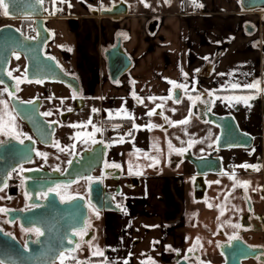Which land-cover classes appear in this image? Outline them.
Listing matches in <instances>:
<instances>
[{"label":"crops","instance_id":"obj_1","mask_svg":"<svg viewBox=\"0 0 264 264\" xmlns=\"http://www.w3.org/2000/svg\"><path fill=\"white\" fill-rule=\"evenodd\" d=\"M120 1L127 5L126 14L92 13L101 6L110 9ZM144 1L133 5L124 0H67L53 5L50 0V5H45V25L50 32L45 50L64 71L78 78L84 101V114L75 117L71 125H83L86 130L91 111L98 109L105 118L126 121L132 131L129 136L119 132V125L115 130L107 127L112 135L109 162L119 164L123 178L134 181L124 194L126 210L120 216H111L105 249H100L108 264H123L125 260L134 264L137 230L141 231L143 244L140 243L147 247L146 256L156 250L154 247L177 245L174 236L194 237V232L214 236L207 228L203 231L208 220L204 216L213 213L206 201L210 191L218 187V179L227 183L240 165L254 166L255 159L246 156L245 150L222 152L224 173L206 177L207 209L194 207V169L182 161V155L190 150L195 157L208 156L220 131L198 117L197 110L205 105L197 101L193 107L189 96L195 99L214 93L212 99H202L215 100V114L232 115L242 131L255 137L254 148H260L258 155L264 156V91L256 94L243 87L259 81L264 90V11H246L241 0H197L203 7H195L191 0H186L188 5L185 0H163V7L151 10ZM152 22L156 24L150 32ZM118 38L132 64L113 83L108 78L103 53ZM170 81L188 87L187 92L179 89V102L173 99L176 88ZM232 84L241 87L233 89ZM133 93L143 103H138ZM247 95L256 96L249 101L250 106L242 101L215 99ZM72 100L71 93L69 102ZM153 109L157 114L147 115ZM126 116L135 118L138 130L133 129V120ZM185 118H189L188 124L178 123ZM148 125L155 127L149 129ZM84 127L70 129L73 144L77 140L73 137H78ZM121 139L123 143L119 142ZM190 141L201 142L188 147ZM169 142L173 149L186 151L178 155L170 150ZM151 158L158 161L153 167L149 166L153 164Z\"/></svg>","mask_w":264,"mask_h":264},{"label":"flooded vegetation","instance_id":"obj_2","mask_svg":"<svg viewBox=\"0 0 264 264\" xmlns=\"http://www.w3.org/2000/svg\"><path fill=\"white\" fill-rule=\"evenodd\" d=\"M0 19L10 20L4 17ZM45 52L47 53L46 50ZM19 57L24 63L21 72L19 71V73H16L8 68L7 73L9 71L12 73L11 78L13 79L15 95L19 101L33 100L36 96L28 99L24 98L26 87L32 84H43L48 81L42 83L25 81V61L22 56ZM12 59H16V57ZM17 78L22 81L19 86L16 84ZM4 88L7 87L0 83V100L7 101L9 109L11 110L13 107L9 100L8 92L3 91ZM74 107L75 104L72 100L69 107H60L61 109L56 112V115L48 116V118L42 115L46 122L51 123L52 121H56V123H52L54 124V131L50 141L47 140L46 127H44L43 124L36 121V127L39 128V130L43 129V132H40L39 138L32 133L30 127L19 118L15 111L13 112L15 116V132L21 134L20 138L28 136L31 137V140L25 139L24 143L20 144L16 139L0 135V141H7L6 144L0 145V188L3 189L0 191V208L8 210L6 213L0 212V234L13 237L23 248H26L27 244H35L40 236H37L34 231H27L28 229L24 227L26 213L32 211L36 213V211L41 208V203L45 200L40 194L46 192L49 185H52L51 188H53L55 185L59 184H56L54 179L46 175L50 173L62 174L68 169L74 168L82 171V176H92L94 181L88 184L85 180L77 178L71 184H61L67 185L66 188L60 189L61 195L65 197L67 202L62 203L59 195L52 192L48 193V196L49 194H55L60 205L68 204L73 200H68V197H76L75 199H78L80 202L82 201L81 205L85 209V218L81 226L74 231H78L89 222L91 225L87 229V234L83 236V239L78 235H72L74 231L70 232L72 237L67 239L69 250L73 249L76 244H80V248L70 253V256L75 257V260L71 259L70 256H66L64 264H76V261H79L80 264H102L104 257L94 256L93 251L96 247H99L100 244L103 245L105 249L106 230L111 221L110 218L115 215L120 216L122 212L126 210V208L123 207L124 194L127 189L132 186L134 181L130 178H123L119 168L105 167V163L114 164L109 162L108 159L110 152L109 138L112 135L109 134L107 127L111 129L118 127L120 124L116 122L119 120L118 117L105 118L101 115L100 111L96 109L97 111L94 113H98L99 115V128L101 132H95L93 135V124H87L86 130L84 127L82 135L80 134L79 137H77L75 145L73 144L70 134V129L72 130V127H70V129L67 130L68 134L66 133V135L70 137L69 141L68 138H66L64 142H58L56 140L57 131L61 129V126L78 111L83 109L72 112ZM69 108L72 109V113L68 111ZM2 109L3 106L0 105V111H2ZM204 109L205 106L198 109L197 112L202 113ZM22 111L31 112L32 107H22ZM39 113H43L42 102L39 106ZM85 140L87 142H83ZM93 140H95V143L92 142ZM55 142H58L60 147L64 148L65 151H49V149L54 148L53 144ZM73 145L75 146L74 148ZM101 145L108 146L105 159L101 162L98 155H95L93 160H91V158H89L90 156L87 155L88 151L94 147L95 153L98 154ZM30 146H32L30 150L33 155L28 158L26 153ZM256 148L257 147H253L245 151L246 156L255 159L254 166L260 171L264 169V160L258 155L261 151L260 148ZM37 152L45 153L47 158L44 159L38 156L36 154ZM70 152L71 154H69ZM221 153L222 152H219L217 154L220 158ZM69 160L72 161L71 165L68 164ZM21 167L25 169V171L20 172L19 169ZM89 167H99L100 170H94L87 175L85 172ZM13 168L17 169V171H12ZM57 168H59L60 171H56L55 169ZM29 169L32 171H28ZM8 173H11V178H8ZM4 183L7 184V187H3ZM91 186H93L92 195L90 194ZM242 196L246 208L245 212L240 215L236 222V224L241 225L240 228H234L232 224L227 226V228H223L219 225L212 237H205L203 234H196L195 232L193 235L194 237L183 235L174 236L173 238L177 245L170 246V248L168 246L160 248L154 247V250H156L152 253L150 252L149 257L146 259V264H149V259L154 261L155 264H226L227 257L230 259L239 257L242 259V264H264V202L262 207L258 208L255 203L249 200L247 188L242 190ZM79 197H83V199ZM89 201L96 209H99V218H97L89 208ZM117 205L120 207H117ZM106 207L120 211H105L104 209ZM203 231L205 230L203 229ZM234 233L238 235L239 239L230 241L229 237ZM93 237L95 239H92ZM69 240L73 241V243H68ZM88 241H91L93 247H89ZM235 242H240L243 246L241 247L242 244H239L240 246L236 249H232V243ZM223 245H229L228 248L225 249V253L221 252ZM246 247L248 249H246ZM189 249H192V251H188ZM69 250L65 251V253H68ZM57 264H61L60 255L58 256Z\"/></svg>","mask_w":264,"mask_h":264},{"label":"water","instance_id":"obj_3","mask_svg":"<svg viewBox=\"0 0 264 264\" xmlns=\"http://www.w3.org/2000/svg\"><path fill=\"white\" fill-rule=\"evenodd\" d=\"M241 6L246 11L263 10L264 0H241ZM127 12V5L120 1L107 11L92 10L93 15H123ZM3 15V14H2ZM10 20H31L34 26V35L26 36L16 26L5 24L0 26V81L8 88V92L13 94L9 96L15 113L24 121L31 129L32 133L40 138V132L36 127V121L46 127L47 140H51L54 131V124L46 122L39 113L41 100L35 97L32 104L27 101H19L15 95L13 79L7 75L10 62L17 55L22 56L25 61V77L27 81L41 80L42 82H58L71 90L75 107L72 112H76L83 108L84 101L80 91V83L78 78L69 72L64 71L57 61L45 52L46 44L50 40V32L45 25V2L37 3V0H13L10 4L9 16H4ZM155 22L150 23L149 31L155 29ZM28 37V39H26ZM264 52V45L262 46ZM108 78L111 82L116 83L118 79L125 74L131 67L132 61L125 53L121 46V39L118 38L114 45L106 49L103 53ZM51 58V59H50ZM41 82V83H42ZM181 91L175 89L173 99H179ZM209 95H202L206 98ZM211 99L213 96H209ZM24 102V103H21ZM22 107H32L31 112L22 111ZM30 109V108H29ZM71 112V113H72ZM204 122H208L219 128L218 140H216L214 149L208 156L195 157L190 150L182 155V161L187 162L194 169V177L192 182L193 199L195 202H202L206 198L208 191V183L206 177L208 175H222L223 163L222 159L217 156L219 152L228 150H250L255 145V137L240 129L235 118L232 115H217L205 109L198 115ZM32 146L27 149V157H32ZM108 151L107 145H101L99 153H95L94 147L88 151V156L93 160L98 155L102 162ZM94 170H100L99 167H89L85 173L89 175ZM83 172L77 169H68L62 174L50 173L47 177L54 179L55 183L71 184L77 178H81ZM49 185L47 189L51 188ZM99 187V186H98ZM93 193V186L90 188V194ZM82 202V201H81ZM78 199H73L70 203L60 205L55 194H49L41 203V208L36 211L26 213L25 225L26 229L39 228L43 235L37 239L35 244H27L23 248L13 237L0 234V261L4 264H57L58 256L61 252L68 251L70 248L67 239L71 238V231L78 229L84 218L85 209ZM105 211H120L106 207ZM242 243H232V249H236ZM229 245H223L221 252L225 253V249ZM243 244L241 245V247ZM248 247V246H247ZM246 247V249H248ZM239 257H227L226 264H242Z\"/></svg>","mask_w":264,"mask_h":264},{"label":"rangeland","instance_id":"obj_4","mask_svg":"<svg viewBox=\"0 0 264 264\" xmlns=\"http://www.w3.org/2000/svg\"><path fill=\"white\" fill-rule=\"evenodd\" d=\"M124 1L130 2L134 5L137 1L140 0ZM144 2L145 4L149 5L147 7L148 10L158 9L164 6L163 0H145ZM2 24H12L18 27L19 21L2 20L0 21V26ZM23 66L24 63L21 59H12L9 68L14 72L19 73V71L21 72V70L23 69ZM70 95V90L65 85L58 82H45L43 84H32L27 86L25 89L24 98L28 99L36 96L42 102L43 113L47 111L52 112V115H56V112L61 108H66L71 105V103L69 102ZM83 111H78L61 126V129L57 131V135L55 137L58 142H64L66 138H68V141L70 140V137L66 135V133L68 134L67 130L70 129L72 120L75 117H81L82 114H84ZM45 117L48 118V116ZM98 117V113L95 114L93 111H91L90 120L96 127H100ZM79 133L82 135L83 132L80 131ZM55 150L58 149L56 147L49 149V151L51 152ZM262 158L264 160V156ZM235 170V173L228 179L227 183H222L220 179H218V187L210 191V195L208 196V199L206 201L211 205L213 213L210 216H204L205 219H208L207 223L203 225V229L205 231L207 228L215 233V230L219 227V225H221L223 228H227V226H230V224L236 225V222L238 221L240 215L245 212L246 205L242 196V190L245 187L237 185L236 182H239V184H244L245 182H247L246 188L249 200L255 203L258 208L262 207V204L264 202V169L256 171L255 173H252L250 171V168L245 169L243 167H237L235 168ZM207 206V203L204 201L195 203L194 207L205 210L207 209ZM221 210H223V215H221ZM210 218H212V222L210 221ZM140 235L141 231L137 230L135 232V239L133 241L135 251L134 264H141V262H143V264H146V259L150 255V253L147 252L148 256H146L145 251L147 247L142 246L143 242L142 240H140ZM98 248L103 249V245L100 244Z\"/></svg>","mask_w":264,"mask_h":264},{"label":"snow or ice","instance_id":"obj_5","mask_svg":"<svg viewBox=\"0 0 264 264\" xmlns=\"http://www.w3.org/2000/svg\"><path fill=\"white\" fill-rule=\"evenodd\" d=\"M12 2H13V0H0V10H2V14H3L4 16H6V17L9 16V13H10V4H11ZM42 2H43V0H37V3H42ZM52 2H53V5H55V4L58 3V2H59V3H65V2H67V0H52ZM142 2H143V0H142ZM166 2H167V0H166ZM191 2H192V4H193L195 7H203L202 4H198V3H197V0H191ZM68 6L71 7V4L69 3ZM145 6L148 7L149 5L145 4ZM94 10H95V9H94ZM100 10H102V11H107V9H104L103 6H101ZM56 11H61V9H56ZM51 14L54 15L55 12H53V13H51ZM26 39H28V37H26ZM68 50L70 51L71 49H68ZM16 59H20L19 55L16 56ZM50 59H51V58H50ZM7 75H8L9 77H11V76H12L11 71H9V72L7 73ZM185 76H187L186 73H185ZM25 81H27V78H26V77H25ZM21 82H22L21 79H19V78L16 79V84H17V86H19V84H20ZM27 82H32V81H27ZM41 82H42L41 80H36V81H35V83H41ZM0 83H2V81H0ZM170 83H172V84H173V87L176 88V89H183L185 92L188 91V87H187V85H185V84H176V83L171 82V81H170ZM240 87H241L240 84H232V85H231V88H233V89H238V88H240ZM243 87H244L245 89H248V90H254V92H255L256 94H259L261 91H264V90H262V89L260 88V82H259V81H256L255 83H248V84H245V85H243ZM194 90H195V89H193V91H194ZM3 91H4V92H8V89H7V88H4ZM8 95H9L10 97L13 96V94H12L11 92H8ZM208 95H209V96H214V93H208ZM133 96H134V98L137 99V102H138V103H143L142 100H140L138 97L135 96V93H133ZM255 98H256L255 95L234 96V97H215V99H227L228 101H232V100H235L236 102H241V101H242L243 103H245V104L248 105V106H250V105H249V101H251V100H253V99H255ZM153 99H155V98H153ZM189 99L192 100V105H193V107L196 105V102H197V101H200L201 103H203V104L207 107V109H208L209 111H211V108H212V106H214V103H215V100H204V99H202L200 96L195 97V99H193L191 96H189ZM61 102H63V101H61ZM176 102H179V100L177 99ZM21 103H24V102H21ZM27 103H28V104H32L33 101H32V100H29V101H27ZM0 105L3 106L2 111H0V135L7 136V137H11L12 139H16V140H18V142H19L20 144H23L25 139H27V140H31V137H28V136H24L23 138H20L21 134L15 132V124H14L15 116L13 115V112L15 111V108L13 107V108L10 110V109H9L8 102L5 101V100H0ZM158 107H159V106H158ZM68 111L71 112L72 109L69 108ZM96 111H97L96 109H93V112H96ZM121 111H122V112H125V113L127 112L126 109H122ZM155 114H157L156 111H155V109L150 110V111L147 113V115H149V116H152V115H155ZM41 115H43V116H51V115H52V112H47V111H46V112H44V113H41ZM126 118H127V119H130V120H133V125H132L133 129H136V130L139 129V126H137V125L134 123V119H135L134 117H132V116H126ZM165 119L167 120V117H165ZM189 122H190V121H189V118H185L184 120L179 121L178 123H179V124H182V125H186V124H188ZM51 123H56V121H52ZM88 123L91 124V120H89ZM169 123H171V122H169ZM173 126H175V125H173ZM70 127L81 128V127H84V126H83V125L73 124V125H70ZM147 127L150 129V128L155 127V126H154V125H148ZM93 129H94L93 135H94L95 132H101V129H100L99 127H96L95 125H93ZM79 135H80V133H77V136H79ZM127 135L131 136V135H132V131H129V133H127ZM76 138H77V137H73V139H76ZM218 139H219V138L217 137V140H218ZM83 142H87V141L85 140V141H83ZM92 142L95 143V140H93ZM119 142L123 143L124 141H123V139H121ZM198 142H201V141H190V142L188 143V147H192L195 143H198ZM6 143H7V141H0V145L6 144ZM53 146L56 147V148H57L59 151H61V152H64V151H65L64 148H61V147H60V145H59L58 142H55V143L53 144ZM212 146H213L212 144H209V147H212ZM74 147H75V146L73 145V148H74ZM169 148H170V150H174V151H176V153H177L178 155H182V154L186 151V149H184V148H181V149H173V146L171 145V142H169ZM157 151H159V149H157ZM36 154H37L38 156H41V157L44 158V159L47 158V156H46L45 153L37 152ZM69 154H71V152H70ZM151 159H153V164H150L149 166H150V167H153V166H155V163H158V161H156L155 158H151ZM68 164L71 165V164H72V161L69 160V161H68ZM105 167L120 168V165H119V164H108V163H105ZM240 167H243V168H245V169H247V168H249V167H253L255 170H257V171L259 170L258 168H255V166L248 165V164L240 165ZM55 170H56V171H60L59 168H57V169H55ZM12 171H17V169L13 168ZM19 171H20V172H23V171H25V169H23V168L21 167V168L19 169ZM28 171H32V170L29 169ZM7 175H8V178H11V173H8ZM81 179L85 180L88 184H91V183L94 181V178H93L92 176H82ZM22 182H23V181H22ZM77 182H78V181H77ZM216 183H219V181H216ZM236 183H237V185H239V186H241V187H245V188L247 187V182H245L244 184H239V182H236ZM234 186H236V185H234ZM3 187H7V184L4 183ZM66 187H67V185L57 184V185H55V187H53V188H49L46 192H42L40 195H41L42 197H44V198H47L48 193H49V192H52V193H55L56 195H59V196H60V199H61V202H62V203H63V202H67V201L65 200V197H64L63 195H61V193H60V189H61V188H66ZM2 190H3V189L0 188V191H2ZM75 198H76V197H68L67 199H68V200H72V199H75ZM79 198H80V199H83V197H79ZM33 206H35V205H33ZM117 207H120V206L117 205ZM209 207H211V205H209ZM89 208L93 211V213L96 215V217L99 218V215H100V211H99V209H96L95 206H93V205L91 204L90 201H89ZM7 211H8L7 209L0 208V212H5V213H6ZM221 215H223V210H221ZM90 226H91V225H90V222H89V223L85 224L84 227L80 228L78 231H74V232L72 233V235H74V236L78 235V236L81 237V239H83V236L87 234V229H88ZM232 227L238 229V228L241 227V225H240V224H236V225H232ZM27 231H34L35 234H36L37 236L43 235V233L40 231L39 228L28 229ZM92 239H95V238L93 237ZM237 239H239V237H238V235H236L235 233L229 237V240H230V241H232V240H237ZM68 243H73V241L69 240ZM87 243L89 244V247H93L91 241H88ZM168 247L170 248V246H168ZM79 248H80V244H76L75 247H74L73 249L69 250L68 253L61 252V253H60L61 264H64V259H65L66 256H70V253H71V252H74V251L78 250ZM188 251H192V249H189ZM93 255H94V256L104 257V253H103L98 247H96L95 250L93 251ZM70 258L73 259V260H75V257H71V256H70ZM0 264H4V262H3V261H0ZM76 264H80V262H79V261H76ZM102 264H108V261H107V258H106V257H105L104 260L102 261ZM123 264H128V261L125 260V261L123 262ZM141 264H143V262H141ZM149 264H155V262L152 261L151 259H149Z\"/></svg>","mask_w":264,"mask_h":264},{"label":"trees","instance_id":"obj_6","mask_svg":"<svg viewBox=\"0 0 264 264\" xmlns=\"http://www.w3.org/2000/svg\"><path fill=\"white\" fill-rule=\"evenodd\" d=\"M44 2H45V5H48V6L50 5V0H44ZM185 4L188 5V4H190V2L185 0ZM18 21H19L18 29L22 33H24L26 36H30L31 32L28 30V28L33 25L32 21L28 20V19H23V20H18ZM116 122L117 123H126V121H124V120H117Z\"/></svg>","mask_w":264,"mask_h":264},{"label":"built area","instance_id":"obj_7","mask_svg":"<svg viewBox=\"0 0 264 264\" xmlns=\"http://www.w3.org/2000/svg\"><path fill=\"white\" fill-rule=\"evenodd\" d=\"M28 30L31 32L30 36H33L34 35V26H30L28 28ZM129 131H131V128L128 124L126 123H120L119 124V132L121 134H124V135H127V133H129Z\"/></svg>","mask_w":264,"mask_h":264}]
</instances>
